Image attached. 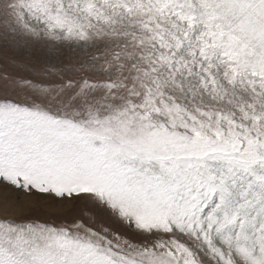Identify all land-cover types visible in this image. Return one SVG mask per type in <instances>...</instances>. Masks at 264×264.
<instances>
[{
  "label": "rangeland",
  "instance_id": "obj_1",
  "mask_svg": "<svg viewBox=\"0 0 264 264\" xmlns=\"http://www.w3.org/2000/svg\"><path fill=\"white\" fill-rule=\"evenodd\" d=\"M6 103L58 121L45 135L77 180L57 195L0 175V264H149L148 251L264 264L251 239H264V0H0ZM37 124L18 118L0 139L35 138ZM229 168L245 177L232 208L245 207L210 244L187 225L138 226L146 204L218 199L209 185ZM41 225L47 239L15 242Z\"/></svg>",
  "mask_w": 264,
  "mask_h": 264
},
{
  "label": "snow or ice",
  "instance_id": "obj_2",
  "mask_svg": "<svg viewBox=\"0 0 264 264\" xmlns=\"http://www.w3.org/2000/svg\"><path fill=\"white\" fill-rule=\"evenodd\" d=\"M36 117L38 119L37 127L42 130L41 135L32 139L19 140L15 143L11 138L7 143L0 139V175H11L19 177L24 181V187L34 188L36 191L47 192L49 188L60 195L62 183L76 181L75 176L61 175L64 169L70 166L68 160L62 159L61 155L55 151V148L48 142L49 137L45 133H49L50 126L58 123V121L51 120L40 112H29L27 109H21L19 106L12 105L11 103L0 104V127H11L18 118ZM31 122V121H30ZM195 133L196 130L193 129ZM4 133H0L2 137ZM221 136V132H216L214 137ZM202 137L197 134L196 139L200 140ZM23 144L21 149L18 145ZM241 150V149H237ZM261 167L264 169V161H261ZM7 165V173L5 172L4 165ZM248 172V168L243 169ZM230 175L222 176L219 184H210V190L213 193H218V199L213 198L212 202H208V193L203 192L190 198H182L183 202H176L169 204L165 208H160L152 204H146L143 212L137 217L138 226L141 229H146L150 226H160L162 230L168 231L166 227L168 223L176 225L178 228L183 229L187 225L189 231L193 232L196 236L203 235L204 239L210 244L211 232L221 233L222 230L231 223V215L238 213L240 208L245 205H240L238 208L233 209L232 203L234 196L230 188L235 187L236 179L243 180L244 176H236V173L228 169ZM255 175L254 173H249ZM235 177V179H232ZM104 178L96 176H86V182H101ZM215 179L209 177V180ZM232 179V184L228 185L227 180ZM15 186L20 187L19 183ZM251 187V184L248 186ZM264 187V185H262ZM72 192L79 194L81 192L90 191L89 188L80 186L79 183L74 184ZM246 191L241 193L243 197ZM264 211V209H262ZM29 230L33 233L31 238H28L23 233L16 237V243L27 244L30 239L34 241L37 236L41 239H47L48 233L54 230H45L41 225L39 228H31ZM260 234L264 236V228L261 229ZM256 233L252 234L253 240V255L257 252L264 251V239L259 243H255ZM225 242H227L225 240ZM149 259V264H172L171 256L166 257L164 253H156L148 251L144 253ZM135 264V262H133ZM184 264H194L192 261H184ZM219 264H231L230 258L227 255L221 254L219 257Z\"/></svg>",
  "mask_w": 264,
  "mask_h": 264
}]
</instances>
